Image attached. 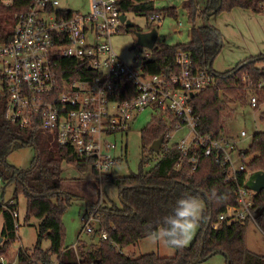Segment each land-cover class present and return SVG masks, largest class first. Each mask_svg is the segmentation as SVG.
I'll return each mask as SVG.
<instances>
[{"label": "trees", "instance_id": "obj_1", "mask_svg": "<svg viewBox=\"0 0 264 264\" xmlns=\"http://www.w3.org/2000/svg\"><path fill=\"white\" fill-rule=\"evenodd\" d=\"M31 0H14L6 5L0 0V42L5 43L13 36L15 15L26 10ZM264 0H207L202 11L195 0H187L184 5L188 22L190 40L186 43L168 45L157 41L151 51V59L144 63L147 72L152 74L178 73L176 64L178 51H186L192 57L195 71L206 70L213 74L215 83L202 88L190 98L193 115L196 117V129L202 135L213 139L222 137L228 119L235 114L234 105H246L250 96L256 94V108L264 105V84L260 88L246 86L247 79L258 85L264 80V55L251 56L226 71H216L213 63L222 48V36L215 27L205 25L210 15L221 11H231L236 7L263 12ZM122 13L134 12L138 15L169 14L178 17L175 6L156 10L154 0H119ZM199 20H201L199 22ZM128 28H125L127 31ZM86 61L76 58H60L61 78H87L94 74ZM132 88V87H131ZM138 92L133 87L132 95ZM129 98L120 92L119 99ZM8 95L0 90V178L6 183H13V195L8 200H1L0 215L2 227L0 236V258L8 256L10 248L17 239V230L12 211L18 212V196L24 194L27 201L25 221L32 218L39 220L37 242L32 251L21 247L18 251L17 264H191L199 256L209 258L214 253H223L226 264H264V255L250 250L247 246L246 232L249 220L244 222H223L219 227H212L229 204L238 202L237 185L245 186L251 172L264 171V132L254 135L247 151L240 153L241 158L252 157L246 172H239L237 180H226L229 167L217 161L214 154H200L199 163L193 169L190 156H183L179 144L167 146L168 134L175 129L179 119L171 112L164 116L154 115L151 122L142 130V148L145 153L137 173L114 177L104 174L99 180L92 158H81L72 147L58 143L56 135L45 132L40 124L32 127H20L5 117ZM261 119L264 120V111ZM163 138L157 155V163L144 170L155 154L152 143ZM33 145L36 157L32 166L22 170L7 162L13 149L19 146ZM63 163L73 164L80 171L91 170L96 181L109 180L119 191L122 205H99L97 215L100 239L96 244L87 245L79 240L77 248L65 245V229L62 215L75 196L64 187L61 175ZM180 164L177 168V164ZM78 187V186H75ZM198 195L205 203L202 218L197 224V233L189 246L173 247V257H162L147 253L138 257L126 255L123 250L136 244L140 239L153 236L152 233L162 227V218L168 214L176 199L183 194ZM86 198L87 210L99 204V197ZM254 211L264 208V190L253 191ZM262 221L263 218L257 219ZM264 230V227H263ZM105 232L106 239L101 234ZM96 233V232H95ZM45 239L50 246L44 249ZM170 246V245H169ZM0 264H2L0 260Z\"/></svg>", "mask_w": 264, "mask_h": 264}, {"label": "built area", "instance_id": "obj_2", "mask_svg": "<svg viewBox=\"0 0 264 264\" xmlns=\"http://www.w3.org/2000/svg\"><path fill=\"white\" fill-rule=\"evenodd\" d=\"M2 2L10 5L14 0ZM118 3L119 0H91L90 13L82 15L60 8L59 0H31L26 10L15 15L12 38L0 42V90L8 95L5 117L23 128L40 124L45 132L56 135L60 145L72 147L81 158H92L101 177L118 159L113 154L117 143L108 140V136L126 132L134 115L152 106L158 116L171 112L178 118L175 129L187 126L193 134L190 142L182 139L178 143L183 156H190L193 169L197 168L200 154H214L219 163L229 167L226 180H237L238 173L246 172L247 166H235L231 140L202 135L195 125L191 93L213 85V74L195 71L186 51H178L179 72L169 75L147 72L144 63L152 51L147 47L138 46L146 51L136 52L132 64H127L112 42L116 33L127 28V16ZM123 14L125 20H121ZM159 19L158 14L150 16L152 21ZM61 57L86 61L94 74L82 79L61 78ZM244 80L247 87L260 88L264 84L263 80L255 85L246 76ZM133 87L136 95H132ZM120 92L129 98L119 99ZM257 103L258 96L252 94L250 105L255 108ZM241 134L246 135L244 131ZM236 192L238 202L227 205L212 227L225 221L257 223L253 191L246 184H238ZM99 205L82 216L83 232L94 234L100 228ZM12 214L18 230V212ZM101 236L107 238L105 232ZM77 245L78 242L72 247L76 249ZM8 257L1 256L2 264L18 263V258L8 261ZM53 264L58 263L55 260Z\"/></svg>", "mask_w": 264, "mask_h": 264}, {"label": "rangeland", "instance_id": "obj_3", "mask_svg": "<svg viewBox=\"0 0 264 264\" xmlns=\"http://www.w3.org/2000/svg\"><path fill=\"white\" fill-rule=\"evenodd\" d=\"M59 1L60 8H67L82 15H86L91 11V0ZM195 1L199 8H204L207 2V0ZM186 2L187 0H154V8L156 10L175 6L178 17L162 14L159 20L152 21L147 15H138L134 12H127L125 14L127 19L132 21L138 29L147 31L150 28H156L159 42H164L168 45L186 43L190 40L189 31L192 26L188 22V17L184 10ZM208 21L212 27L220 31L222 36V48L213 63V68L216 71H226L246 57L257 56L259 54L264 55V11L257 13L249 9L236 7L231 11H221L218 14L210 15ZM89 40L91 41L92 39L90 38ZM135 41L136 36L130 31H122L112 37L115 51L127 64H132L136 52L146 51L141 47L130 49ZM261 64L264 65V62ZM234 109L235 114L227 120L222 137L229 138L234 145L231 157L235 166H239L242 163H249L252 159V157L241 158L240 153L249 149L256 133L264 132V120L261 119L264 105L255 109L250 105V102L246 105L237 103L234 105ZM156 112V109L152 106H146L134 115L130 122V127L126 132L108 136V140L117 143V148L113 154L118 158L116 164L108 174L117 177L139 171L144 154H148L142 148V130L151 122ZM242 131L246 135H242ZM192 136L193 134L187 126L173 129L171 136L167 137L166 145L172 146L175 143L181 142L182 139L190 142ZM149 155L151 159L145 165L144 170H150L160 157V155H157V152ZM35 157L36 149L33 145L19 146L8 155L7 162L19 169L27 170L32 166ZM61 175L64 178V187L75 194L62 215L65 229V245L68 247L73 246L79 240L87 242L88 246L96 244L100 239L98 232L92 234L82 231V216L87 210L85 197L90 199L99 197L103 205L116 203L120 206L122 203L117 187L109 180L99 181L98 184L96 181L97 177L91 170L83 172L73 164L63 163ZM13 190V183L8 184L5 180H0V200L5 201L10 199L13 195ZM26 212V197L24 194H20L18 196V222L20 226L17 230V239L10 248L8 261L17 260L18 251L21 247L30 252L36 245V226L39 220L32 218L31 221L26 222ZM2 221L3 218L0 215V230ZM95 226L99 227V225ZM260 227L262 229L264 227L261 220L257 223L254 220H250L247 224L246 240L250 250L264 255V233ZM196 233L197 227L185 244L186 246H189L193 242ZM42 246L44 249L49 248L50 241L45 239ZM123 252L131 257H138L147 253H155L162 257H173L175 255L173 247L163 240H156L153 236L140 239L138 243L124 248ZM197 264H226V257L223 253L219 252Z\"/></svg>", "mask_w": 264, "mask_h": 264}, {"label": "clouds", "instance_id": "obj_4", "mask_svg": "<svg viewBox=\"0 0 264 264\" xmlns=\"http://www.w3.org/2000/svg\"><path fill=\"white\" fill-rule=\"evenodd\" d=\"M204 209L205 203L198 195H181L162 218L163 226L152 233L153 237L173 247L184 246L202 218Z\"/></svg>", "mask_w": 264, "mask_h": 264}, {"label": "water", "instance_id": "obj_5", "mask_svg": "<svg viewBox=\"0 0 264 264\" xmlns=\"http://www.w3.org/2000/svg\"><path fill=\"white\" fill-rule=\"evenodd\" d=\"M125 18L126 16L125 14H123L121 16V20H125ZM126 25L128 28L127 31H130L131 29L134 30V34L136 36V42L130 47V49H136L138 46L147 47L149 49H153L155 47L158 41V37H159L158 31L156 28H150L147 31H143V30L138 29L135 26V24L130 20L126 21ZM205 25L211 27L208 19L205 20ZM150 59L151 58H149L148 60ZM193 95L194 94L191 93V96ZM162 143H163V138H159L155 140L151 145V149L155 152H158L162 146ZM246 186L254 192H261L262 190H264V171L257 170V171L251 172L247 177ZM255 217L256 219L262 217L264 221V208L263 207L256 211ZM2 240H3V237L0 236V242H2ZM214 254H216V252ZM206 259L207 258H202L201 256H199L191 264H197Z\"/></svg>", "mask_w": 264, "mask_h": 264}, {"label": "crops", "instance_id": "obj_6", "mask_svg": "<svg viewBox=\"0 0 264 264\" xmlns=\"http://www.w3.org/2000/svg\"><path fill=\"white\" fill-rule=\"evenodd\" d=\"M206 5V4H205ZM205 7V6H204ZM67 9V8H66ZM198 9L200 10V11H202L204 8H199L198 7ZM159 38V37H158ZM251 57V56H250ZM246 58H249V57H246ZM246 58H244V59H246ZM244 59H242V60H244ZM241 60V61H242ZM240 62V61H239ZM261 66H264V65H262V64H260ZM234 67V66H233ZM231 69V68H230ZM229 139V138H228ZM257 220V219H256ZM252 221V220H251ZM258 222V221H257ZM217 254V253H216ZM215 255V254H214Z\"/></svg>", "mask_w": 264, "mask_h": 264}, {"label": "flooded vegetation", "instance_id": "obj_7", "mask_svg": "<svg viewBox=\"0 0 264 264\" xmlns=\"http://www.w3.org/2000/svg\"><path fill=\"white\" fill-rule=\"evenodd\" d=\"M140 30H141V29H140ZM130 32H132V33L134 34V30L131 29ZM135 42H136V41H135Z\"/></svg>", "mask_w": 264, "mask_h": 264}]
</instances>
